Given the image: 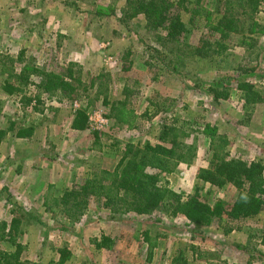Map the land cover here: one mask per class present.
Listing matches in <instances>:
<instances>
[{
  "label": "rangeland",
  "instance_id": "374dc122",
  "mask_svg": "<svg viewBox=\"0 0 264 264\" xmlns=\"http://www.w3.org/2000/svg\"><path fill=\"white\" fill-rule=\"evenodd\" d=\"M23 1L27 2L0 0L1 56L16 59L24 49V58L31 56L38 66L60 74L72 63L84 81L101 72L108 73L110 99L121 97L126 77L138 81L139 93L138 117L136 127L132 128L114 125L106 116L107 107L100 102L94 106L84 98H64L59 102L54 95L43 93L33 85L24 86L20 93L6 94L0 90V128L7 129L10 123L14 124V129L7 131L1 140L0 158L11 164L26 151L38 153L36 170L39 171L26 172L24 179L32 188L44 184L42 197L35 198L31 196L36 187L20 192L12 186L3 192L0 188V213L6 211L1 216L8 217L0 221H9L12 209L20 208L27 215L23 232L17 238L24 247L21 259L37 264H58L60 259V264H171L179 250H184L185 257L191 259L193 246L202 252V257L196 261L200 264H264V246L260 243L264 211L233 223L238 228L228 230L229 226L218 223L203 226L181 215L170 217L159 211L150 216L129 212L111 218L109 211L95 199L90 200L84 213L73 222L43 206L46 198L59 196L65 186L69 188L88 173L112 168L119 158L117 149L124 143H155L164 118L185 129L197 150L190 163H180L171 173L161 174L159 183H166L183 196L197 191L208 202L219 198L227 200L233 187L217 190L196 178L197 170L207 166L209 139L205 129L216 128L217 133L226 136L231 157L264 164V103L243 106L235 82L240 69L250 70L243 77L264 90V36L252 35L257 38L255 55L229 43L223 61L227 67L218 70L210 58L197 56L187 62L186 73L180 75L161 69V62L152 50L157 48L153 32L146 29L143 15L127 23L118 21L125 0H38L41 4L31 5L29 12L34 15L27 19L29 13L21 11ZM190 1V8L194 7L197 0ZM216 3L217 0L199 1L204 12L192 20V44H197L205 31L204 14L216 12ZM111 10H114L113 15H108ZM189 16L183 13L185 22ZM263 17L264 5L257 21L262 22ZM128 50L127 61L121 60ZM150 55L153 56L148 58ZM147 59L152 63L157 61V65L147 67ZM128 67L129 70L123 69ZM154 71L157 76L152 80ZM225 78L226 82L219 89L228 96L215 100L213 80ZM23 95L32 101L25 104ZM36 99L42 102L36 103ZM80 107L86 109L89 125L83 131H75L70 128L71 117ZM159 107L164 109L157 115L142 114L145 108L153 113ZM20 126L33 127L29 139L15 137ZM13 169L12 165L2 172L0 179L11 184ZM146 231L157 243L150 259L147 243L143 242ZM102 235L114 239V245L106 252L94 251V240H100ZM2 245L0 243V248ZM44 246L47 249L43 250Z\"/></svg>",
  "mask_w": 264,
  "mask_h": 264
},
{
  "label": "trees",
  "instance_id": "16d2710c",
  "mask_svg": "<svg viewBox=\"0 0 264 264\" xmlns=\"http://www.w3.org/2000/svg\"><path fill=\"white\" fill-rule=\"evenodd\" d=\"M199 1L190 8V0H125L118 21L127 23L139 14L144 16L145 27L153 32L157 45L152 50L161 62V69L168 73L185 74L187 62H192L197 56H207L218 70L227 67L228 64L223 61L231 43L242 46L249 54L256 53L257 38L254 36H264V17L262 22L257 21L264 0H217L216 12L204 14L207 20L205 31L198 43L192 44V20L204 12ZM113 13L114 10H111L108 15ZM183 13H189L188 22L184 21ZM129 52L126 51L121 60L127 61ZM24 53L25 50L21 49L16 59L0 55V90L3 93H20L24 86L33 85L43 93L54 95L59 102L64 98H84L93 106L100 102L107 107L106 116L114 125L136 127V99L139 93L136 79L126 77L122 83L121 97L110 99L108 73L101 72L84 81L79 69L74 70L75 64L69 63L66 72L60 74L38 66L31 56L24 58ZM156 62L147 59L145 65L154 68ZM129 68L123 69L126 71ZM249 71L240 69L234 80L243 106L264 103V90L261 91L243 77ZM153 74L152 80L157 72ZM225 82L226 78L213 80L215 100L228 96L219 89ZM22 97L25 104L32 101L30 97ZM40 102V99H36V103ZM156 106L163 105L156 103ZM161 107L155 108L153 113H148V108H145L142 114L152 117L164 109ZM88 125L86 109L77 108L71 117L70 128L83 131ZM13 129V123L7 129L0 128V142L7 131ZM32 133V126H20L16 129L15 137L29 139ZM205 133L209 139L207 166L197 170L196 178L217 190L233 187V193L227 200L219 198L208 202L197 191L183 196L171 190L166 183H159L161 174L171 173L180 163H190L197 150L185 129L175 125L173 120L170 122L164 118L155 143H124L122 148L117 149L119 158L112 168L88 173L65 188L59 196L46 198L43 206L47 211L64 215L73 222L84 213L90 200L95 199L109 211L111 218L129 212L150 216L159 211L170 217L181 215L203 226L218 223L223 227L229 226L228 230L238 228L233 223L264 211V164L257 160L231 157L228 139L224 134L217 133L216 128L206 127ZM11 215L9 221H0V243L4 245L0 248V264H37L21 259L24 247L17 241L27 215L20 208L12 209ZM143 235V242L147 243V258L150 259L157 243L152 241L147 231ZM260 243L264 246V232L260 235ZM94 244L98 249H110L114 239L102 235L100 240H94ZM190 249L191 259L185 257L184 250H179L178 257H173L171 264H200L196 262L202 257L200 248L191 246Z\"/></svg>",
  "mask_w": 264,
  "mask_h": 264
},
{
  "label": "crops",
  "instance_id": "0c3cea01",
  "mask_svg": "<svg viewBox=\"0 0 264 264\" xmlns=\"http://www.w3.org/2000/svg\"><path fill=\"white\" fill-rule=\"evenodd\" d=\"M24 2V1H23ZM36 2H38L39 4H41V1H38V0H35V1H33V0H27V2L25 3L24 2V6L23 7H21V11H24V12H28L29 14L28 15H26V19L28 18V17H31V16H33L34 14H32V13H30L29 12V9H30V7H31V5L34 3V4H37ZM59 13H61V12H59ZM35 14H37V13H35ZM73 26V25H72ZM71 27V26H70ZM77 28V27H76ZM71 29H73V27L71 28ZM75 29V28H74ZM25 139V138H24ZM27 139V138H26ZM0 144H1V142H0ZM29 154V155H28ZM38 153L35 155V154H30V151H26V152H24V155H22V157L20 158V157H18L19 159L18 160H16V162L15 161H13V163H11V164H9V161H7L6 159H4V161H3V158H0V174L2 173V172H5V170L6 169H10L11 168V166L13 165L14 166V169L10 172V175H12L13 177H12V183L10 184L8 181H2L1 179H0V188L2 189V192L4 191V190H7V189H9V188H14V190H16L17 192H20V190H22V191H25L26 189H28V188H32L31 186H27L26 185V181H25V177H24V174L26 173V172H29V171H32V172H38L39 171V169L38 170H36L37 168H38ZM16 164V165H15ZM1 177H3V175L1 176ZM4 178V177H3ZM5 180H10V179H7V178H4ZM42 183H40V185H36V186H34L33 188H32V190L33 189H35V187H36V192H32V190H31V192H32V198L34 197H42V195H43V192H44V188H43V185L44 184H42ZM35 185V184H34ZM12 186V187H11ZM48 186H50L51 187V184L50 185H48ZM65 188H66V186H65ZM37 189H40V192L39 191H37ZM35 191V190H34ZM1 192V193H2ZM41 201H42V199H41ZM3 213H6V211H2ZM1 212V213H2ZM1 213H0V216H1ZM4 215V217H0L1 219H7L8 217H5V214H3ZM46 248V246H44L42 249L44 250ZM114 248H115V250H117L116 249V247L114 246ZM47 249V248H46ZM112 249V248H111ZM94 251H97V252H106L107 251V249H104V248H100V249H98V248H94ZM55 259V258H54ZM50 260H48V261H46V263L47 262H49ZM92 264H94V263H92Z\"/></svg>",
  "mask_w": 264,
  "mask_h": 264
}]
</instances>
